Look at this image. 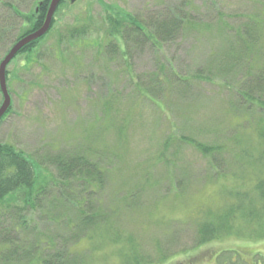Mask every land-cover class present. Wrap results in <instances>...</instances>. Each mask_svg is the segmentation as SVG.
I'll list each match as a JSON object with an SVG mask.
<instances>
[{
  "label": "rangeland",
  "instance_id": "rangeland-1",
  "mask_svg": "<svg viewBox=\"0 0 264 264\" xmlns=\"http://www.w3.org/2000/svg\"><path fill=\"white\" fill-rule=\"evenodd\" d=\"M42 1L34 0L33 4V0H25L27 4L19 5L17 0H0V29L2 22L11 20L6 18L9 13L4 3L13 2L22 14L18 24L11 22V35L7 26L6 37L0 32V64L13 48L19 30L28 29L35 21L32 13ZM186 5L196 29L191 31L187 25L182 39L163 51L173 60L176 73L192 79L198 74L201 80L196 82L198 86L194 80L195 87L182 89L190 91L188 95L194 91L191 97L176 96L180 87H163V98L153 99L136 83H149L157 56L150 50L139 53L132 49V59L127 63L133 65V71L126 74V62L118 60L123 54L110 55H115L112 52L117 46L124 51V43L109 35L105 21L114 13L145 17L154 11ZM263 6L264 0H64L54 17L53 29L35 53L30 57L21 55L9 65L12 113L0 125V146L24 152L38 163V171L47 175L56 174L53 161L57 156L82 152H89V159L105 172L106 188L93 194L90 205L96 204V210L102 209L108 217L116 212L120 219L101 228V240L72 246L74 254H82L84 264H123L125 255L134 253L157 260L159 248L178 252L162 264H217V256L224 251L264 264L262 202L253 203L256 182L264 180V141L258 135L264 132V118L261 110L245 113L248 123L240 131L232 119L233 94L237 96L236 91L255 74L260 76L263 66L256 57L250 67L242 66L244 61L240 59L241 67L236 63L234 68L230 62L235 59H226L227 52L221 54L226 46L230 50L234 46L231 54L238 55L235 33L241 36L250 23L249 16H257ZM258 16L264 47V17ZM75 30H85L86 34L72 38ZM260 56L264 60V50ZM110 101L117 106L113 109L110 104L103 114L102 106ZM3 102L0 90V108ZM178 131L198 143L222 146V160L216 157L220 168H212L211 172L210 161L195 146L171 145L173 141L183 142L175 133ZM221 134H225V141ZM242 151H251L256 159ZM147 167L153 172V184L143 196L145 206L124 209L126 187L134 182L138 174L135 171L141 173ZM173 178L178 181L171 183ZM179 181L184 186L179 188ZM246 192L252 204L248 201L244 204L247 209H243L253 210L258 218L254 222L237 212L231 218L228 215L230 210H240L242 200H238V194ZM98 198L103 201L98 203ZM199 216L218 224L229 219L234 233L190 250L197 243L195 227H199L188 222ZM41 217L29 216L26 227L23 220L5 222L10 238L19 241V254L31 251L38 239H49L54 244L53 251L43 256L65 249L61 243L68 232L55 223L42 224L45 219ZM103 230L136 238L137 245L115 244ZM173 232L177 233L174 238L169 236ZM8 248L0 241V264H11L5 255ZM237 263L241 264L239 260Z\"/></svg>",
  "mask_w": 264,
  "mask_h": 264
},
{
  "label": "trees",
  "instance_id": "trees-1",
  "mask_svg": "<svg viewBox=\"0 0 264 264\" xmlns=\"http://www.w3.org/2000/svg\"><path fill=\"white\" fill-rule=\"evenodd\" d=\"M19 5L27 4L25 0H17ZM51 0L42 1V5L38 4L37 9L32 13V18L34 17V22L31 26L22 31L19 30V34L17 35L13 46L22 40L24 37L29 34L41 29L45 23L47 12L49 9ZM64 0L62 1V3ZM34 4V0H33ZM3 6L8 10L9 15L6 16V19L9 22H2L0 32L3 34V37H6L4 32L6 33V29L8 27V32L11 35L10 28L16 21H19L18 18L21 17L19 7L13 2L4 3ZM188 5L177 7V8H165V10L158 12L154 11L151 14H147L145 17L133 16L131 14H122L118 13L114 16H110L105 21V24L109 26V35L121 40L125 46V52L120 50L117 46L113 54L111 56H118V53L121 52L123 55L121 59L126 62V74H132L133 65L127 63L128 60L132 59V49L137 50L139 53H144L146 50H150L154 56H157L155 62V70L153 73L149 75L151 80L148 84H142L141 82H137L136 85L144 89V92L150 95L153 99L155 98H163L164 90L163 87L174 88L177 87L181 89V91H177L176 96L183 94L186 96L190 92H186L182 89H187V87H195L193 82H200L201 77L198 78V74L194 75V79L189 78L188 75H180L174 71L173 60L167 58V55L163 51L165 46H171L178 43L179 39H182L183 33L186 31V27L191 29V31L196 29L197 24L190 17V12L187 11ZM264 7V6H263ZM260 17H264V10H261V13H258L257 16H249V24L244 28L242 34L238 31L235 33L237 46V56H234L232 53V49L230 50V46L225 47L226 59L230 57L234 58V62H230V65H233L234 68L238 65L241 67V61H244L242 66L249 64V67L254 63L256 57L263 68L260 70L261 75L257 76L256 74L248 80L247 82L251 83L249 86L246 83H243L239 88L237 96L233 94V111L234 117L233 123L236 124V129L240 131L241 129L246 127V123H248L247 119H244L245 113L253 114V110H261L262 118H264V60L262 56H260L264 50V47L261 45V34L262 28H260V23L258 21L259 15ZM10 16V17H9ZM258 17V18H256ZM14 19V20H13ZM18 19V20H17ZM13 20V21H12ZM13 22L14 24H11ZM18 24V23H17ZM55 22L53 21L52 28L54 27ZM10 25V26H9ZM226 25V24H225ZM7 26V27H6ZM221 26H219L220 29ZM85 30L83 32H78L75 30L72 32V38H77V36L85 35ZM238 35V37H237ZM242 37H244L242 39ZM46 38L43 37L40 40H37L27 47H25L18 56L26 55L30 57L35 53L39 44ZM0 40L2 38L0 37ZM167 58V59H166ZM240 59H242L240 61ZM34 60V58H33ZM112 60V59H111ZM245 61H247L245 63ZM229 63V62H228ZM237 63V65H236ZM198 73V72H197ZM225 73V72H224ZM10 75H7V82L10 84ZM94 76H91V79ZM209 78V76H207ZM187 83H183V81ZM211 81L213 79H210ZM111 86V84H110ZM196 86H198L196 84ZM9 88V87H8ZM150 88V89H149ZM10 92V90H9ZM188 95L191 97L192 93ZM11 94V92H10ZM239 96V99L237 97ZM168 97V96H167ZM169 102L170 98H166ZM161 100V99H160ZM167 102V103H168ZM112 104V107H116L112 101L105 103L102 106V112L105 114L107 112L108 106ZM243 109V110H242ZM105 111V112H104ZM12 113L9 111L8 114L3 118L0 122V125L4 122L5 119ZM242 113V114H241ZM257 117H260L257 114ZM235 127V126H234ZM233 127V128H234ZM118 136L121 135V130L118 129ZM178 131L175 132L180 139H183V142H172L171 145H190L195 146L197 151H199L203 157L207 158L210 161L211 169L217 168L220 166L217 164L216 157H222L223 148L222 146L212 145L207 146L205 144L198 143L194 141V139L190 138L185 132ZM259 132V130H257ZM258 133L260 140L264 141V132ZM223 137V141L226 140L225 134H221ZM186 141V142H185ZM239 142L238 144H241ZM121 147L122 145L119 144ZM241 145L239 146V148ZM94 152V151H93ZM246 155H250L251 151H242ZM242 153V154H243ZM86 152H82L80 155H60L57 156L53 161V168L56 174H44L42 171H38V163L35 162L31 157L27 156L24 152H21L15 149L13 146L5 145L0 146V241L5 242V245H8L9 248L6 251V258L11 264H84V258L82 254H74L72 252V246L81 245L86 242H96V240H101L103 237V233L98 236V232H102L101 228H105L107 225L112 223H119L120 215L116 212L113 213L112 217H108L102 209L96 210V204L90 205V202L93 199V194L98 191H103L106 188L105 186V172L98 170L97 166L89 159ZM92 154V153H91ZM95 156L96 153H93ZM91 155V156H93ZM252 156L256 159V155ZM169 157V156H168ZM177 157V156H176ZM222 160V158H219ZM218 160V161H219ZM222 169V168H221ZM224 171V169H222ZM136 178L131 186L126 187L127 192L125 194V198L123 201L124 209L133 208L135 206H145L143 202V196L147 193V190L150 187V184H153L151 181L153 178V172L150 167L144 168L141 173L139 171H135ZM140 173V174H139ZM213 174V173H212ZM109 180V179H108ZM178 181L176 178L170 180ZM180 188L183 181L177 182ZM77 185H80L79 187ZM171 185V184H170ZM169 185V186H170ZM92 187L93 191H89ZM96 188L98 190H96ZM80 191V192H79ZM56 193V196L54 195ZM83 193V194H81ZM255 200L254 204L262 202V212L264 215V180L258 179L256 182V189L254 191ZM121 195V194H118ZM139 195V196H138ZM54 197V198H53ZM99 197V196H98ZM250 194L239 193L238 200H242V206L240 210L234 211L230 210L228 212L229 217L231 218L236 212L240 217H246L249 222L257 221V217L254 216L253 210H244L248 201L250 203ZM53 199V202L51 201ZM98 203L102 202L101 198L97 199ZM252 203L249 205L251 206ZM254 204L252 207H254ZM120 204H118L119 206ZM232 211V212H231ZM72 212V214H71ZM42 215L41 218L45 219L42 221V224L53 225L54 223L60 227L65 228V231L68 232L69 236H65L64 241L61 243L64 246V250L62 252L56 251L52 255L43 256L45 252L50 250L53 251L54 244L52 240L47 239L44 241L43 239H38L39 242L33 246L31 251L23 250L22 254H19L21 251L17 244L18 240L14 238H10V232L8 233L7 228L5 227V222L12 220H23V225L26 227L27 218L29 216ZM52 216V219H46L47 216ZM254 216V217H253ZM108 219V220H107ZM231 220V219H230ZM188 223H191L192 226L197 224L196 229V238L197 243L190 250H195L201 246H206L209 243H214L223 236L231 235L234 233V229L230 228L229 219L223 221L222 224H218L215 220L204 219V217L199 216L196 220H190ZM106 229V228H105ZM15 231L17 229L15 228ZM104 234L109 236V239L113 241L115 244L125 243L131 246H136V238L132 237H123L121 233H115L112 230H103ZM110 232V233H109ZM173 236V238L177 235L176 232L170 233L169 236ZM260 232V236H261ZM112 237V238H111ZM100 238V239H99ZM172 238V240H173ZM16 247H13V246ZM94 250L90 251L93 253ZM160 257L157 260H153L150 257H142L137 256L134 253L132 256L125 255L123 259V264H162V262L166 261L170 257L178 254V252H170L169 250L166 252L161 250ZM185 250L183 252H186ZM18 257H21L18 259ZM66 257H71L67 260ZM229 257V258H228ZM80 258V259H79ZM62 259V260H60ZM241 262V264H261L259 261H245V259L235 253L233 251H224L217 256V264H236V261ZM17 262V263H16ZM238 264V263H237ZM240 264V263H239Z\"/></svg>",
  "mask_w": 264,
  "mask_h": 264
},
{
  "label": "water",
  "instance_id": "water-1",
  "mask_svg": "<svg viewBox=\"0 0 264 264\" xmlns=\"http://www.w3.org/2000/svg\"><path fill=\"white\" fill-rule=\"evenodd\" d=\"M62 0H52L45 23L43 27L28 36L24 37L22 40L17 42L13 48L10 50L8 55L0 64V90L4 97L3 105L0 108V122L4 118V116L9 112L12 106V98L7 85V69L9 65L14 61V59L19 55V53L31 43L40 40L45 37L49 31L51 30L52 23L55 17V14L61 4Z\"/></svg>",
  "mask_w": 264,
  "mask_h": 264
},
{
  "label": "flooded vegetation",
  "instance_id": "flooded-vegetation-1",
  "mask_svg": "<svg viewBox=\"0 0 264 264\" xmlns=\"http://www.w3.org/2000/svg\"><path fill=\"white\" fill-rule=\"evenodd\" d=\"M51 3V2H50ZM50 6V5H49ZM10 17V16H9Z\"/></svg>",
  "mask_w": 264,
  "mask_h": 264
}]
</instances>
